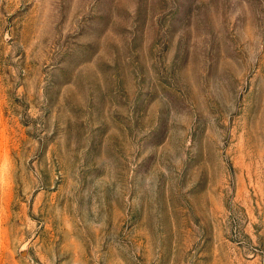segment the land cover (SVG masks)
I'll return each mask as SVG.
<instances>
[{
  "label": "rangeland",
  "instance_id": "obj_1",
  "mask_svg": "<svg viewBox=\"0 0 264 264\" xmlns=\"http://www.w3.org/2000/svg\"><path fill=\"white\" fill-rule=\"evenodd\" d=\"M0 264H264V0H0Z\"/></svg>",
  "mask_w": 264,
  "mask_h": 264
}]
</instances>
